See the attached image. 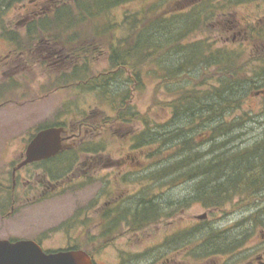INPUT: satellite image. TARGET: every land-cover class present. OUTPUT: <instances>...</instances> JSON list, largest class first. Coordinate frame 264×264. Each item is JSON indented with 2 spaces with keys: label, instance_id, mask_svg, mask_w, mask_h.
Here are the masks:
<instances>
[{
  "label": "rangeland",
  "instance_id": "obj_1",
  "mask_svg": "<svg viewBox=\"0 0 264 264\" xmlns=\"http://www.w3.org/2000/svg\"><path fill=\"white\" fill-rule=\"evenodd\" d=\"M177 1L169 8L178 7L179 10H183L189 6V0ZM208 1L213 3L215 0ZM221 1L216 15L183 42L202 44L210 42L213 51L222 49L228 55H238L236 65L248 67L251 73L252 69L259 68L260 63L258 65L256 60L254 61L256 39L254 43V38H250L249 30L255 32L256 29L264 26V0ZM241 1L243 2L240 3ZM59 4L74 7L75 1L28 0L7 7V2L0 0L4 27L13 31L16 37L15 41H11L6 36H0V184L8 183L11 167L15 164L13 160L20 151L26 150L30 136L34 135L41 126L64 123L69 129H74L75 124L81 120H85L84 124L93 125H86L83 132L90 131L70 144H73L74 148L81 144L83 146L103 145V150L96 155L78 156L76 163L79 166L88 161L103 164L116 160L133 163L148 162V165L152 166L155 161H159L160 157L158 156L157 160L147 159L148 152L150 153L153 147L152 149L148 146L142 149L133 148L132 138L135 135L150 127L149 125L158 126V131L161 132L171 122L180 123V127L185 128L187 134L196 124L189 125L188 121L183 119L179 122L176 118L170 119L172 108L169 109L167 105L174 100V95L160 87L156 77L149 75V68L144 65L140 84L136 90L130 92L127 99L138 115L139 123L135 121L129 125L118 123L111 126L105 125L103 121L107 122L111 116L108 113L109 103L99 102L95 95L97 91H85L82 84L78 87L65 83L62 75H66L74 66H82L83 71L87 70L86 75L90 79L108 72L109 46L114 40L127 34H122V31L118 30L111 36L93 37L92 34L89 35V27L94 28L95 24L89 21L84 22L85 24H74L70 29H65V33L56 30L58 27L54 26L46 36H54L56 39L46 40L44 44L42 42L40 44V41H29L27 27L35 23L34 26L37 29L39 21L52 20ZM140 7V2H133L114 9L111 11L113 22L121 21L124 11L132 12ZM58 29L62 30V27ZM96 29L100 30V26ZM69 36L72 39L74 36H77L76 38L79 36L80 40H83L80 42L82 43L80 51H71V47L75 46L71 42L72 46L65 44L64 40L69 41ZM85 39L89 41L85 43ZM61 47L64 49L67 47V52L65 53L64 49L62 52L64 59L61 63L57 62L51 66L48 65L49 59H43L46 52L39 51L43 48L48 50ZM259 49H262L261 44ZM203 74L205 75L202 80L208 84L207 86L216 84L218 77L214 75V70H207ZM127 77L130 78L128 74H124L121 79L125 81ZM122 88H127L123 81L115 82L111 91L117 93ZM232 117L241 118L247 125L246 129L243 128L238 132L242 136L238 137L239 146L244 142L247 145L264 137V88H260L258 93L249 95L246 100H243L239 110L226 116L228 120H232ZM243 125L245 123H241V126ZM175 129L177 127H172L171 132ZM197 132L190 133L193 136ZM199 134L195 139L201 141L203 135ZM206 148L207 146L200 147V150ZM128 166H132L131 170L135 171L134 164H128ZM114 171L121 175L125 172L130 173L129 168ZM111 172L113 171L102 169L96 174L91 173L89 180L73 182L66 180L63 189L61 186L55 190L57 192L30 194L22 193V190L16 191L10 195V197L13 196L12 212L7 207L4 214L0 213V240H37L45 251L50 252L67 249L68 245H82L83 250L92 256L95 264H118L119 262L121 264H237L239 261L251 260L258 252L264 251V228L256 226L254 220L257 209L264 206V192L257 204L256 201L254 204H249L248 199L244 197L240 199L238 196L216 209L206 208L197 201L194 204L184 201L181 203L184 207L181 206L180 211L176 210L174 218H165L158 223L156 221L138 232L117 233L112 241L104 237L99 238L98 234L102 228L98 229L96 223L100 212L106 207L104 203L108 202L110 197L96 199L98 192L102 191L106 194L111 192L110 196L119 194L126 196L132 192L131 186L136 190L139 183L130 182V176H128L129 182L126 181L127 184H123L122 179L118 178L124 176L118 174L116 181L113 179L114 175L111 177ZM34 173L39 176L42 174L41 170L33 165L30 175ZM110 181L117 183L115 190L110 189L112 185ZM168 181L164 180L165 188L168 187ZM145 182L147 183L146 197L157 194L159 191L157 185L148 180ZM191 186V183H186L171 189L166 199L184 198ZM8 197L3 201L4 204ZM181 208H184V211ZM261 214L264 220V212ZM204 215H206L205 219H197ZM75 219L78 222L74 221ZM194 224H196L195 232L192 234L190 243H181L176 249H167L165 245L162 248L158 247L165 236H174L171 235L174 232L175 235L180 234V240L183 242L188 241L187 231L189 230L187 229ZM198 229L206 231L212 229L223 233L218 245L224 246L222 249L226 251L214 254L208 250L206 257L198 258L204 250V242L200 236L198 238L196 235ZM230 242L235 244L232 250H229ZM188 249L191 251L189 252ZM194 253L196 258L193 257Z\"/></svg>",
  "mask_w": 264,
  "mask_h": 264
},
{
  "label": "trees",
  "instance_id": "obj_2",
  "mask_svg": "<svg viewBox=\"0 0 264 264\" xmlns=\"http://www.w3.org/2000/svg\"><path fill=\"white\" fill-rule=\"evenodd\" d=\"M5 1L8 7L28 0ZM74 1V7L59 4L52 20L39 21L37 29L35 23H31L27 27L29 41H40V44H44L46 40L56 39L54 36H46L54 26L62 27V30H56L65 33V29H70L74 24L89 21L95 24L94 28L89 27V35L92 34L93 37L111 36L118 30L127 35L110 44L108 72L90 79L87 78V70L80 72L71 69L66 75H62L63 81L65 79V83L77 86V82H80L84 85V90L97 91L100 100L115 104L123 117L133 119L137 114L133 107L127 104V99L130 92L139 86L142 67L147 65L148 74L156 77L160 87L174 95V100L167 105L169 109L172 108L170 119L176 118L178 122L183 119L188 121L189 125L197 124L190 131H198L193 136L190 132L186 134L180 123L169 121L171 123L165 130L159 132L158 126L149 125L146 131L135 138L133 148H141L142 143L150 149L153 147L154 150L148 152V160H157L158 156L160 157L159 161L150 165L149 182L156 185L159 178L163 177L169 180L167 186L170 188L191 183L192 186L181 203L197 201L209 209H216L238 196L240 199H248L249 204H254L255 201L257 204L264 192V137L247 145L244 142L239 146L238 137L242 136L238 132L246 129V122L236 117L228 120L226 116L239 110L243 100L249 95L264 88V26L255 32L249 30L254 43L256 39L254 61L260 63L259 68L252 69L250 73L248 67L236 65L238 55H228L222 49L213 51L210 42H183L216 15L221 0H215L213 3L208 0H189V6L183 10L178 7L169 8L170 5L176 4L177 0ZM133 2H140L141 7L132 12L124 11L121 21L114 23L111 11ZM2 16L3 9L0 7V36L15 41L14 32L5 29ZM99 26L100 30L96 29ZM76 37L72 39L69 36V41L64 40L66 45H75L71 47V51L75 52L81 50L80 42L83 41L79 36ZM88 41L89 39H85V43ZM260 44L262 49H259ZM66 48L61 47L58 50H61L62 54L63 49L67 52ZM207 70H214V75L218 77L216 84L207 86L208 84L203 82V73ZM124 74H128L130 78L127 77L124 81L121 79ZM122 81L127 88H122L117 93L111 91L113 83ZM174 86L175 88H172ZM241 123L245 125L241 126ZM59 125L61 123L46 125L37 130ZM172 127L177 129L171 132ZM198 134L203 135L201 141L195 139ZM205 146L207 148L201 151L200 147ZM145 198L138 200L139 207L136 206V209L146 213L144 212L143 216L134 213L131 215L133 228L148 226L158 220L157 199L154 196ZM141 200L144 201L142 204ZM181 206L183 207L182 204ZM263 212L264 206L257 209L256 219L253 217L256 226L262 228ZM109 234L111 232H106L103 237ZM196 235L204 242V250L198 258L206 257L208 250L214 254L226 251L222 249L224 246L218 245L223 236L218 230L198 229ZM207 244L209 245L205 248ZM234 247L235 244H231L229 250Z\"/></svg>",
  "mask_w": 264,
  "mask_h": 264
},
{
  "label": "flooded vegetation",
  "instance_id": "obj_3",
  "mask_svg": "<svg viewBox=\"0 0 264 264\" xmlns=\"http://www.w3.org/2000/svg\"><path fill=\"white\" fill-rule=\"evenodd\" d=\"M39 51L46 52L45 58L43 59L45 60L49 59L50 63L48 65L50 66L55 65L57 62H60V63L62 62L63 55L61 54V50L54 49V48L47 50L43 48L42 50H39ZM81 67L82 66L80 67L74 66L72 69L80 70ZM128 102L129 101H127V104H129ZM109 105H110L109 107L110 109L108 113L111 116L109 118L110 120H108L107 122L103 121L105 125L111 126L112 124L116 125L117 123L120 125H129V124L134 123L135 121L139 123V119L137 118L138 115L133 119L130 117L129 118L123 117L122 113H120V109L118 110L116 109L115 104H112V105L109 104ZM141 121H143V119ZM84 122L85 120H81L80 122L75 124L74 129H69L67 124H66L67 126L64 123L61 124V126L64 129L61 134L62 149L55 156H52L46 160L32 162L30 164H27V165H24L18 168V165L25 159V151L22 150L19 152L15 160H13V163L15 164L11 167L9 177L7 179L8 183L0 184V186H2L1 191H0V213L1 214H4V212L7 210V207H9L10 211L12 212V197L13 196L10 197V195H13L16 191L22 190V193L28 192L30 194H37V193L41 194V193H45L46 191L57 192L55 191L57 188L59 189L62 186V189H63L64 181L68 180L69 182H73L75 180H78V181H85L86 179L89 180L91 173L96 174L102 169H109L110 171H113L110 173V175L111 177L112 175H114L113 179L117 181V175L118 174L121 175V173L116 172L114 170L129 168L130 173L125 172L124 174L121 175L124 177L118 178V179H122V183L127 184L126 181H128V176H130L129 177L130 182H139L137 183L138 188L136 190L131 186L132 192L127 194L126 196L124 195L121 196L120 194L110 196L109 193L111 192L106 194V192H102V191L98 192L96 196V199H99V200L101 198H105L106 196L110 197L108 202L104 203L106 207L103 208L102 211L100 212L99 220L96 223V226H98V229L99 227L102 228V230L99 231L98 236L99 238L103 239L104 233L111 232V234H109L108 236L104 238H108L109 240L111 239L112 241L113 237L116 238V236L114 235H116L117 233H123L126 231L138 232L146 228L145 225L141 227L134 226L133 228V226L131 225V215L132 213H134V214H139L140 216H143L145 212V211H139L138 209H136V206L139 207L138 200L140 198L146 197L147 183L145 182V180L149 181L148 175H149L150 164L148 165V162L138 163L136 161L135 163H133L132 161L128 162V161H117L116 160V161L104 162L103 164L99 162L88 161V162H83L79 166V164L76 163L78 161L77 160L78 156L84 155V154L96 155L98 153H101L103 150V145L86 144L83 146L81 144V146L74 148V146H72L73 144L72 145L70 144V143H73V141L75 142L83 134H86L87 131H90V130H86L83 132V129L85 128L86 125L93 126L91 123L84 124ZM144 126H145V123H144ZM144 131H146V129L142 130L141 133H143ZM141 133H138L137 135H135L132 138V141H134L138 135H141ZM143 147H144V144L142 143L141 149ZM144 163L146 165H142ZM128 164H134L133 168L135 169V171L131 170L132 166H128ZM33 165L37 167V169L41 170L42 177L39 176V174L37 173L30 175L31 167ZM22 172H25V173L22 174ZM132 180H137V181H132ZM164 180L165 179L163 177L159 178V180L156 183L157 187L159 188V191H157V194H154V197L157 199V204H158L157 214L159 217H158L157 223L160 221H163L165 218H171V217L174 218V214L176 210L177 209L179 210L181 207L182 199L173 198L172 200L171 199L167 201L165 200L170 190L175 189L177 187L165 188ZM110 184H112L110 185L111 190H115V188H117V183L114 184L112 181H110ZM7 196L9 197L4 204L3 201L6 199ZM143 202L144 201L141 200L140 204H142ZM191 203L194 204L195 201L190 200V204ZM190 204L188 203V206ZM181 210L184 211V208H181ZM205 216L206 215L202 217H204L205 219ZM118 217L120 219H118ZM74 221L78 222V220L76 219ZM195 226L196 224L190 226L187 229L189 230L187 232L190 233L188 241L183 242L182 240H180V234L175 235V232H174L173 234H171L174 236H171V237H169L170 235L165 236L163 240L160 242L161 243L160 246L158 247L162 248L165 245L167 249H176V247L180 245L181 243L182 244H186L188 242L190 243L192 239L191 234H193ZM178 238H179V242H177ZM12 240L14 241V239ZM26 240H29V239H26ZM33 241H35L38 245L41 246L39 241L37 240H33ZM69 247H79L80 249H84V246L77 245V244L68 245L67 248ZM42 249L45 251L43 247ZM193 257L196 258V253H194ZM118 264H121V263L119 262ZM237 264H264V251L258 252L251 260L239 261Z\"/></svg>",
  "mask_w": 264,
  "mask_h": 264
},
{
  "label": "water",
  "instance_id": "obj_4",
  "mask_svg": "<svg viewBox=\"0 0 264 264\" xmlns=\"http://www.w3.org/2000/svg\"><path fill=\"white\" fill-rule=\"evenodd\" d=\"M61 127H50L37 132L28 143L25 159L18 168L55 156L62 149ZM204 217H198L203 219ZM0 264H93L84 250H62L45 253L34 241L0 240Z\"/></svg>",
  "mask_w": 264,
  "mask_h": 264
}]
</instances>
